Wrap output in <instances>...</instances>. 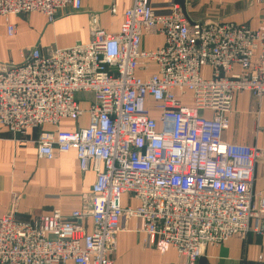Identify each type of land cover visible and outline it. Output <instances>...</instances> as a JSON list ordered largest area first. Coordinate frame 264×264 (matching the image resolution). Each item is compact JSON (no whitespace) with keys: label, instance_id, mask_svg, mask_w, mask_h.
Returning a JSON list of instances; mask_svg holds the SVG:
<instances>
[{"label":"built area","instance_id":"2783aa9c","mask_svg":"<svg viewBox=\"0 0 264 264\" xmlns=\"http://www.w3.org/2000/svg\"><path fill=\"white\" fill-rule=\"evenodd\" d=\"M255 1L263 12L251 28L192 22L176 3L158 12L151 0H134L118 32L92 28L87 43L48 54L32 47L22 63L0 69V125L14 135L56 125L40 132L39 158L74 149L81 170L96 175L89 206L69 217L60 209L0 217V264H113L121 220L130 218L143 221L145 245L173 248L186 264L230 237H264V190H255L254 176L264 149L221 141L234 94L264 95V0ZM81 6L0 0V17L12 36V16L41 12L53 23L63 9ZM147 33L162 35L163 45L143 49ZM153 65L148 76L137 74ZM78 93L92 96L87 108ZM188 93L192 105L184 103ZM62 119L86 123L66 130ZM124 193L138 205L123 207Z\"/></svg>","mask_w":264,"mask_h":264},{"label":"crops","instance_id":"0c3cea01","mask_svg":"<svg viewBox=\"0 0 264 264\" xmlns=\"http://www.w3.org/2000/svg\"><path fill=\"white\" fill-rule=\"evenodd\" d=\"M133 2L82 0L80 10L67 7L60 11L53 23L41 12L19 14L10 18L15 25L12 36L7 33L5 19L0 17V69L22 63V53L32 47L48 54L56 48L69 47L77 42L87 43L92 28L118 32L124 12ZM174 2L180 5L192 22L212 19L256 28L263 12L262 6L255 0H216L205 7L190 0H151L158 12L168 11ZM112 5L116 7L115 13L111 12ZM163 43L162 35L147 33L143 36L142 48L153 50ZM156 68L153 65L151 71H138V75L146 77ZM204 73H210V70L204 68ZM186 101L192 103L191 98ZM155 112L157 117L158 112ZM202 115L211 117L210 112H203ZM227 116L229 126L222 134L223 143L254 145L264 149V95L259 99L249 90L237 91ZM78 121L62 119L59 127L74 130L86 123L84 119ZM56 128V125L45 124L14 135L0 125V217L14 212L20 218H28L51 213L55 209H60L65 217H69L72 211L89 206L96 175L92 170H81L74 149L67 153H55L53 159L38 156L40 132ZM254 176L255 190H264L262 159L255 165ZM120 203L123 207L138 205V201L128 193L122 194ZM83 224L87 231L92 230L91 218L85 219ZM121 224L113 264H186L173 248L161 251L145 245L140 218L122 219ZM194 264H264V237L249 233L245 238L233 236L217 245H209Z\"/></svg>","mask_w":264,"mask_h":264},{"label":"rangeland","instance_id":"374dc122","mask_svg":"<svg viewBox=\"0 0 264 264\" xmlns=\"http://www.w3.org/2000/svg\"><path fill=\"white\" fill-rule=\"evenodd\" d=\"M193 1L196 3V5H201V6H203V7H205L206 5H209V4H214L215 3V1L216 0H190V2H192L193 3ZM174 3H176V2H174ZM173 3V4H174ZM177 4V3H176ZM172 5V4H171ZM179 5V4H178ZM180 6V5H179ZM171 8V7H170ZM170 10V9H169ZM168 10V11H169ZM165 12H167V11H165ZM19 64V63H18ZM12 65H16V64H12ZM139 72H137V74H138ZM76 97H77V99L80 101V104H81V106H83L84 105V103H83V101H86V100H90L91 98H92V96L90 95V94H87V93H78L77 95H76ZM188 98H191V94L190 93H188L185 97H183V100H184V103L185 104H187V105H192V103H188L186 100L188 99ZM88 107V105L86 106V108ZM154 114H156V112L154 113ZM74 121H77V120H74ZM79 122V121H78ZM39 137V136H38ZM37 152H38V149H37ZM37 215H39V214H37ZM16 216H17V213H16ZM33 216H35V215H33ZM18 217V216H17ZM30 217H32V216H30ZM20 218V217H19ZM29 218V217H28ZM21 219H27V218H21Z\"/></svg>","mask_w":264,"mask_h":264}]
</instances>
